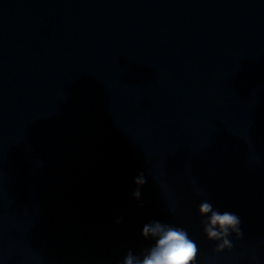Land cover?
Instances as JSON below:
<instances>
[{"label":"water","instance_id":"obj_1","mask_svg":"<svg viewBox=\"0 0 264 264\" xmlns=\"http://www.w3.org/2000/svg\"><path fill=\"white\" fill-rule=\"evenodd\" d=\"M129 0H0V93Z\"/></svg>","mask_w":264,"mask_h":264},{"label":"clouds","instance_id":"obj_2","mask_svg":"<svg viewBox=\"0 0 264 264\" xmlns=\"http://www.w3.org/2000/svg\"><path fill=\"white\" fill-rule=\"evenodd\" d=\"M134 183L137 188L133 196L139 199L140 187L147 183L143 173L136 177ZM198 213L205 218L202 223L207 239L219 242L216 246L217 252L233 247L229 239L232 234L237 238L242 236L241 219L237 214L214 209L212 203L207 200L200 203ZM121 220L122 218L117 219L116 223H120ZM141 235L145 239L152 238L154 244L142 256H137L129 250L121 264H194L197 258V245L189 238L184 228L153 220L143 225Z\"/></svg>","mask_w":264,"mask_h":264}]
</instances>
